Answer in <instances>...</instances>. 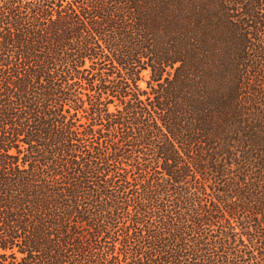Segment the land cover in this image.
<instances>
[{
  "label": "trees",
  "instance_id": "1",
  "mask_svg": "<svg viewBox=\"0 0 264 264\" xmlns=\"http://www.w3.org/2000/svg\"><path fill=\"white\" fill-rule=\"evenodd\" d=\"M0 264H264V0H0Z\"/></svg>",
  "mask_w": 264,
  "mask_h": 264
}]
</instances>
